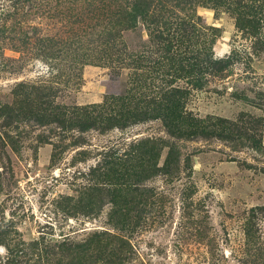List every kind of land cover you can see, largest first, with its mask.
I'll use <instances>...</instances> for the list:
<instances>
[{"label":"rangeland","instance_id":"374dc122","mask_svg":"<svg viewBox=\"0 0 264 264\" xmlns=\"http://www.w3.org/2000/svg\"><path fill=\"white\" fill-rule=\"evenodd\" d=\"M162 3L0 0V264H264V0ZM147 87L201 132L74 113Z\"/></svg>","mask_w":264,"mask_h":264},{"label":"trees","instance_id":"16d2710c","mask_svg":"<svg viewBox=\"0 0 264 264\" xmlns=\"http://www.w3.org/2000/svg\"><path fill=\"white\" fill-rule=\"evenodd\" d=\"M119 1V0H116ZM122 1V0H121ZM132 6L131 11H125L124 7L118 12L125 21L135 20L137 16H143L145 19L155 17L158 9L163 7L162 0H125ZM136 51V50H135ZM137 59H144L140 53L134 54ZM139 59V60H140ZM151 91V92H150ZM179 90L167 88L160 92L152 91L151 87L140 89L136 92L137 96L128 103L125 100H118L110 106H90L77 108L74 113L81 119L92 122V126H101L102 129H108L115 124V119H125L131 116H142L140 119L160 118L167 127L168 132L176 138H190L201 132L203 129L197 119L186 115L179 104ZM195 128V129H194ZM159 145V144H158ZM170 146L169 157L179 156L178 148L172 143ZM151 147L154 151H159V146L154 140L143 141L139 147L140 150ZM169 162V159H168Z\"/></svg>","mask_w":264,"mask_h":264}]
</instances>
